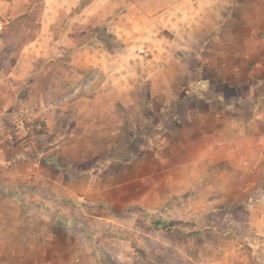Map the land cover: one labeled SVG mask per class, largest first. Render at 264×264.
Listing matches in <instances>:
<instances>
[{
	"label": "crops",
	"instance_id": "0c3cea01",
	"mask_svg": "<svg viewBox=\"0 0 264 264\" xmlns=\"http://www.w3.org/2000/svg\"><path fill=\"white\" fill-rule=\"evenodd\" d=\"M130 4L124 14L128 22L120 27L119 36L133 55L140 46L152 52L147 61L151 112L149 117L140 115L155 130L163 121L165 136L150 140L134 155L126 153L127 159L118 152L122 148L113 149L118 141L113 105L130 103L134 97L108 89L60 106V111H68L71 124L66 127L71 132L52 135L50 146L37 148L34 138L13 144L8 134L19 114L44 115L48 137L54 110L44 103L43 90L42 103L29 106L33 85L29 89L22 84L38 69L36 64L21 59L3 68L5 61L0 59V264H44L50 255L76 264V234L71 228L77 227V220L64 223L68 234L63 239L55 230L56 220L51 231L43 214L46 209L58 215L72 210L67 200L80 202L81 210L93 204L124 206L129 199L159 208L177 200L184 218L154 230L153 235L180 238L203 264H225L224 252L232 251L237 257L244 253L239 245L244 236L264 242V0H135ZM120 61L112 66L141 63ZM88 63L94 64L88 60L79 65ZM94 65L110 71L107 63ZM36 73V82L51 76L43 67ZM110 73L112 82L127 81L118 69ZM13 84L19 86L11 89ZM185 97L192 104L179 116L171 103ZM71 106L80 107L67 109ZM50 151L57 172L46 176L39 156ZM174 156L177 162L172 161ZM93 158H98L97 173H92V165L70 175L60 163ZM142 158L150 170L144 173L138 167L135 172ZM63 166L70 171L71 165ZM48 194L52 201L45 198ZM251 196H257L256 201H250ZM243 209L249 212L237 224L233 212ZM225 210L232 217L217 213ZM29 211L36 212V219L29 217ZM205 212H210L209 218L202 217ZM178 226L186 230L176 231ZM228 242L233 249L226 252L220 244ZM177 249L181 261L188 262L186 249ZM208 252L223 258L203 261Z\"/></svg>",
	"mask_w": 264,
	"mask_h": 264
},
{
	"label": "rangeland",
	"instance_id": "374dc122",
	"mask_svg": "<svg viewBox=\"0 0 264 264\" xmlns=\"http://www.w3.org/2000/svg\"><path fill=\"white\" fill-rule=\"evenodd\" d=\"M134 1L0 0V59L5 61L3 68L9 64L14 66L21 59L26 60L27 63L36 64L38 69L36 68L34 73L22 84L23 88L27 85L29 89L33 85V91L29 95V106L34 104L36 107V104L42 103L39 93L40 90H43L47 96L44 98V103L54 110L50 115L52 121L48 137H46L48 127L44 115L19 114L12 122L9 131V134H13L15 137L12 141L13 144H20L34 138L32 143L35 147L50 146V143L53 142L52 135L71 132L70 127H66L71 124L68 123V111H60V106L68 105L78 97L93 96L105 89L118 91L119 94L130 92L134 97L130 103H114L113 105V114L118 126V141L113 149L122 148L123 150L118 152L124 159L128 157L126 153L134 155L142 147L149 146L150 140L164 138L165 124L163 121L160 122V129L155 130L153 126L144 123L145 121L140 115L141 112L148 116L151 112L147 61L152 57V52L145 51V47L140 46L137 53L133 55L126 42L123 41L125 39L119 36L120 27L128 22L124 14L130 10V3ZM160 41L164 45L165 39L161 38ZM118 59H121V63H126L128 60L141 63L140 65L129 64L124 67L112 66L117 64L115 60L118 61ZM88 60L94 64L105 65L107 63L109 73H105L94 64L79 65V63L83 64ZM42 67L47 68L51 76L36 82L34 81L36 72ZM117 69L121 74L127 76L125 83L112 82L110 72ZM16 85L19 86V84H13L10 85V88H15ZM239 88L241 89V87ZM58 96L60 98L57 99ZM77 101L81 102V99ZM171 104L174 112L181 116L184 108L192 104V100L186 97L184 100L178 98ZM78 107L80 106H71L67 109L78 110ZM28 117L41 120L45 124V129L43 133L34 134L27 139L22 137L18 125ZM54 156L52 151L41 153L39 156L40 161L44 162L42 164L46 176L57 172L55 171L57 163L54 164L52 160ZM98 158L78 164L72 161V163L69 161H60V163L62 168L64 167L63 171L70 175L79 173L86 166L92 165L94 167L92 173H97L96 167H99V163L96 165L95 162ZM178 160V157L172 158L173 162ZM141 161V164L136 163L135 172L138 167H141V172L144 173L150 170L147 160L142 158ZM63 164L71 165L70 171L67 172L65 170L67 166H63ZM128 166L126 165L125 172L129 169ZM144 182L148 183V178ZM146 197L150 198L148 195ZM45 198L53 200L51 194ZM256 199L257 196H251L250 201H256ZM67 202L72 203V210L63 211L61 215H58L56 212L46 209L43 214L45 220L49 221L48 224H51V231L54 230L52 221L56 220L53 222L54 225H57L55 230L60 233L63 239L68 234L65 232L66 225L64 223L73 219L77 220V227L71 228L76 234V239L73 241L76 245V264H180V262L181 264L184 262V264H195L196 261L197 264L204 263L198 258H194L189 247L185 248V243L180 238H174L170 234L157 238L153 235L154 230H164L170 222L175 223L184 218L177 200L175 203L160 204L159 208H155L146 202L142 201V204L138 205L129 199V201H125L126 205L124 206L115 204L111 207L110 205L93 204L87 210H81L78 201L67 200ZM80 205L82 206V204ZM239 211L235 210L233 214L236 216L232 218L237 224L238 222L242 223L241 220L246 216L245 212H249L245 209ZM217 213L220 216L226 215L227 219L231 216V212L228 210ZM204 215L203 218H209L210 212H205ZM29 217L36 219V212L29 211ZM38 217L41 218L40 215ZM193 217L197 216L193 215ZM97 219L101 223L95 222ZM104 222H110L112 226H108ZM156 222L164 223V228H157ZM226 228L220 227L223 230ZM242 228L244 227H241V230ZM174 229L176 231L186 230L184 226L174 227ZM249 237L241 238L239 245L240 250L244 253L240 252L238 257L236 253L229 251L232 248L229 242L225 246L220 244L226 252L229 251L228 253L224 252L226 254V259L223 260L225 264H238L240 261L241 263L244 261L245 264H264V242L260 238L251 239ZM234 245L238 244L234 243ZM192 246L195 245L192 244ZM204 246H207V239ZM84 247H86V252ZM176 247L177 250L186 249L183 254L185 258H188V262L181 261L180 253L174 252ZM248 251H251L254 258L247 256ZM205 256L207 259H203V261H219L221 258L220 255L211 252L206 253ZM43 262L44 264H68V260L53 259L51 255Z\"/></svg>",
	"mask_w": 264,
	"mask_h": 264
},
{
	"label": "built area",
	"instance_id": "2783aa9c",
	"mask_svg": "<svg viewBox=\"0 0 264 264\" xmlns=\"http://www.w3.org/2000/svg\"><path fill=\"white\" fill-rule=\"evenodd\" d=\"M18 126L19 131H21L23 135L22 137L27 139L31 138V136H33L34 134L38 135L40 133H43L45 129V124L41 120L31 117H28L27 119L25 118L24 120L19 122ZM9 138L11 141H13L15 137L13 134H9Z\"/></svg>",
	"mask_w": 264,
	"mask_h": 264
},
{
	"label": "water",
	"instance_id": "95a60500",
	"mask_svg": "<svg viewBox=\"0 0 264 264\" xmlns=\"http://www.w3.org/2000/svg\"><path fill=\"white\" fill-rule=\"evenodd\" d=\"M164 226H165V224L164 223H162V222H156V227L157 228H164Z\"/></svg>",
	"mask_w": 264,
	"mask_h": 264
},
{
	"label": "trees",
	"instance_id": "16d2710c",
	"mask_svg": "<svg viewBox=\"0 0 264 264\" xmlns=\"http://www.w3.org/2000/svg\"><path fill=\"white\" fill-rule=\"evenodd\" d=\"M83 206H87V204L83 205Z\"/></svg>",
	"mask_w": 264,
	"mask_h": 264
}]
</instances>
